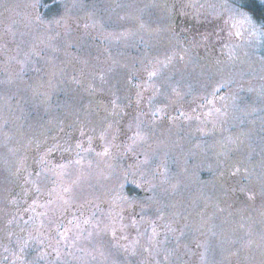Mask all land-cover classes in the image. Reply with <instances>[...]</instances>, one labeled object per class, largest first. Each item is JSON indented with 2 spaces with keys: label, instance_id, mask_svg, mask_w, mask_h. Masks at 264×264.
I'll use <instances>...</instances> for the list:
<instances>
[{
  "label": "rangeland",
  "instance_id": "rangeland-1",
  "mask_svg": "<svg viewBox=\"0 0 264 264\" xmlns=\"http://www.w3.org/2000/svg\"><path fill=\"white\" fill-rule=\"evenodd\" d=\"M245 2L0 0V264H264Z\"/></svg>",
  "mask_w": 264,
  "mask_h": 264
},
{
  "label": "trees",
  "instance_id": "trees-1",
  "mask_svg": "<svg viewBox=\"0 0 264 264\" xmlns=\"http://www.w3.org/2000/svg\"><path fill=\"white\" fill-rule=\"evenodd\" d=\"M245 8L255 17V19L264 25V3L259 4V2L255 3L254 0H246Z\"/></svg>",
  "mask_w": 264,
  "mask_h": 264
},
{
  "label": "flooded vegetation",
  "instance_id": "flooded-vegetation-1",
  "mask_svg": "<svg viewBox=\"0 0 264 264\" xmlns=\"http://www.w3.org/2000/svg\"><path fill=\"white\" fill-rule=\"evenodd\" d=\"M97 146L99 147V149H100V148H102V146H101V145H97ZM70 160H72V159H70Z\"/></svg>",
  "mask_w": 264,
  "mask_h": 264
}]
</instances>
